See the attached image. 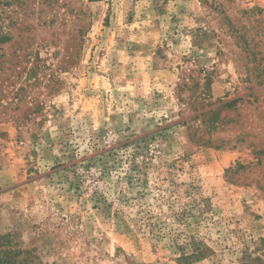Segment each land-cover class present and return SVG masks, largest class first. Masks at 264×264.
Here are the masks:
<instances>
[{
  "label": "rangeland",
  "instance_id": "374dc122",
  "mask_svg": "<svg viewBox=\"0 0 264 264\" xmlns=\"http://www.w3.org/2000/svg\"><path fill=\"white\" fill-rule=\"evenodd\" d=\"M0 32V264H264V0H0Z\"/></svg>",
  "mask_w": 264,
  "mask_h": 264
},
{
  "label": "trees",
  "instance_id": "16d2710c",
  "mask_svg": "<svg viewBox=\"0 0 264 264\" xmlns=\"http://www.w3.org/2000/svg\"><path fill=\"white\" fill-rule=\"evenodd\" d=\"M11 39L12 37L9 34L0 32V44H5L9 42ZM189 250H190L189 252H186L185 249L181 250L182 254H181V257L179 258V261H186V262L189 261L188 263L193 262V261H200V260H203L206 257V255L211 252L209 247H207L202 242L196 243V240L192 241V243L190 244ZM25 264H31L28 258L26 259Z\"/></svg>",
  "mask_w": 264,
  "mask_h": 264
}]
</instances>
